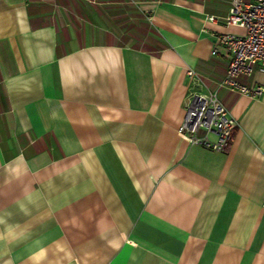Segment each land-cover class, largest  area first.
<instances>
[{"label":"crops","instance_id":"0c3cea01","mask_svg":"<svg viewBox=\"0 0 264 264\" xmlns=\"http://www.w3.org/2000/svg\"><path fill=\"white\" fill-rule=\"evenodd\" d=\"M229 4L0 0V264H264V93L218 89L227 151L177 133Z\"/></svg>","mask_w":264,"mask_h":264},{"label":"built area","instance_id":"2783aa9c","mask_svg":"<svg viewBox=\"0 0 264 264\" xmlns=\"http://www.w3.org/2000/svg\"><path fill=\"white\" fill-rule=\"evenodd\" d=\"M208 19H221L226 25L240 26L244 33L223 32L217 35L218 46L213 48L212 53H218L219 47H222L230 60L215 89L193 88L200 83V77L194 69H187L193 86L184 100V117L177 133L190 144L227 151L238 122L217 91L226 89L255 99L264 93V85H249L239 80L240 75L248 76L255 68L264 71V0H230L224 16L210 15Z\"/></svg>","mask_w":264,"mask_h":264}]
</instances>
